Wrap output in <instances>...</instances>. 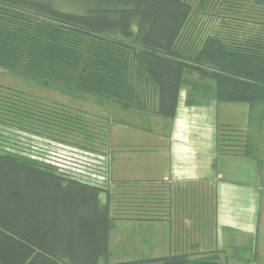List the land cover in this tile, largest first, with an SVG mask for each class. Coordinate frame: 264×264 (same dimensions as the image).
Segmentation results:
<instances>
[{"label": "trees", "instance_id": "1", "mask_svg": "<svg viewBox=\"0 0 264 264\" xmlns=\"http://www.w3.org/2000/svg\"><path fill=\"white\" fill-rule=\"evenodd\" d=\"M0 67L123 108L133 105L136 69L158 85L159 114L170 118L185 74L196 72L214 82L218 102L264 112V0H0ZM16 95L0 99V264H109V183L28 152L44 145L38 138L90 151L63 140L75 116Z\"/></svg>", "mask_w": 264, "mask_h": 264}, {"label": "crops", "instance_id": "2", "mask_svg": "<svg viewBox=\"0 0 264 264\" xmlns=\"http://www.w3.org/2000/svg\"><path fill=\"white\" fill-rule=\"evenodd\" d=\"M131 80L130 108L87 94L77 99H93L95 108H69L76 120L96 125L92 116L102 108L122 110L107 145L110 184L102 202L110 206L112 228L106 262L213 256L220 264H264V145L262 126L252 127L253 116L263 122L264 112L248 105L244 129L237 121L221 123V106L239 103L218 102L214 84L198 103V85L185 79L170 118L159 114L160 90L146 73L136 71ZM222 127L229 145L220 149ZM237 171V179L229 177ZM114 196L123 206H115Z\"/></svg>", "mask_w": 264, "mask_h": 264}, {"label": "rangeland", "instance_id": "3", "mask_svg": "<svg viewBox=\"0 0 264 264\" xmlns=\"http://www.w3.org/2000/svg\"><path fill=\"white\" fill-rule=\"evenodd\" d=\"M242 1L243 2L245 1L248 4L249 0H242ZM135 73H136V69H133L131 73L132 78L134 77ZM194 75L192 76V78L190 75L187 78V73H186L185 79H187L189 85L191 86L192 84L198 85L199 93L197 94L198 95L197 101L198 103L202 104L207 101V95L209 97L213 93L211 87L213 86L214 82L209 79L198 81L199 74H194ZM192 80H195L196 82L193 83ZM11 93L14 95L17 94L15 97L20 95L24 96L26 99L30 100V104H33L34 106H37L38 103H42L46 107L48 106L47 108H51L54 106L66 107L68 110L67 111L68 115L69 113L73 114L69 108L75 105H77L78 108L82 111L84 110L83 108L84 105H86V107L95 108V103L93 99L89 98L85 104V102H82L79 99H77L80 96V93H78V96L76 97L77 93H75L73 89H66L63 86L57 84L46 85L40 79H34L20 72L8 70L0 67V99L3 98L2 96H10ZM234 105L237 106H232V107L225 105L221 106L219 111L220 121L221 123H225L226 120L237 121L238 126L241 125V127L244 129L243 127L244 120L248 117L246 113V109H248V105L247 104H234ZM116 108L117 109L110 108V106H107L106 108H102L101 110L102 112L100 115L92 116L93 122H98L97 125L93 123L88 124L80 119H77L76 122L74 123V126L72 127L74 131H70L67 133V135L66 134L63 135L64 142H71L72 144H74L76 140H79L80 143L83 142V145L87 147L88 150L94 151L96 153H101L103 155L110 157V150L107 149L108 148L107 145L109 141V134L112 131L111 126L112 125L113 127L116 126L117 123L122 118V110L119 109L118 107ZM261 119H264V117H262ZM143 122L145 123V125L148 123V121H143ZM253 123H252L253 124L252 127L255 128V130L257 129L259 130L258 127L262 126V130L260 129L259 131L262 133V144L264 145V121L261 122L259 117L254 115ZM221 132H224V134L229 133V131H223V130ZM226 138L229 137L226 136ZM225 144L228 147L229 141H225ZM237 176H239L238 171L235 173V175L229 174L230 178L237 179L238 178ZM105 196L106 194L102 193L101 195L102 201L105 198ZM113 203L115 204L116 207L117 205L123 206L124 201H121L120 199H117L116 196H114ZM127 209L128 210L125 212L130 213L131 211H129L128 207ZM115 211L117 213V210H114L113 213Z\"/></svg>", "mask_w": 264, "mask_h": 264}, {"label": "built area", "instance_id": "4", "mask_svg": "<svg viewBox=\"0 0 264 264\" xmlns=\"http://www.w3.org/2000/svg\"><path fill=\"white\" fill-rule=\"evenodd\" d=\"M37 141L43 142L44 145H32L28 146V152L34 156V158L44 160L46 162L53 163L57 167L73 164L74 169L78 172H82L92 179H96L104 184H110L109 170H110V157L91 152L74 150L57 145L55 148L48 147V140L45 138H38ZM46 144V146H45ZM108 184V185H109Z\"/></svg>", "mask_w": 264, "mask_h": 264}]
</instances>
